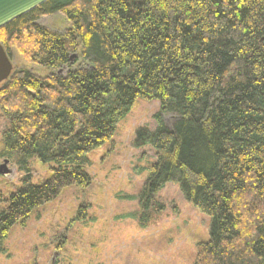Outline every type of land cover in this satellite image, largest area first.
<instances>
[{"label":"trees","instance_id":"1","mask_svg":"<svg viewBox=\"0 0 264 264\" xmlns=\"http://www.w3.org/2000/svg\"><path fill=\"white\" fill-rule=\"evenodd\" d=\"M55 12L67 31L35 24ZM26 39L30 63L51 73L19 69L0 88V158L23 175L0 208V253L33 209L91 185L88 155L142 99L159 111L134 137L155 154L134 218L152 224L174 182L209 218L194 264H264V0H48L0 28L7 55ZM33 161L53 166L38 184Z\"/></svg>","mask_w":264,"mask_h":264},{"label":"rangeland","instance_id":"2","mask_svg":"<svg viewBox=\"0 0 264 264\" xmlns=\"http://www.w3.org/2000/svg\"><path fill=\"white\" fill-rule=\"evenodd\" d=\"M35 24L56 33L70 27L58 12L41 16ZM30 48L27 39L8 43L12 72L27 69L36 76L49 75L30 63ZM69 69L62 68L61 74ZM158 111L157 101L138 99L113 136L88 155L85 169L92 177L91 185L66 187L17 222L8 232L0 264H194L196 245L209 239V218L183 197L176 183L169 182L158 192L164 210L152 224L142 227L134 218L138 206L132 198L155 162L151 147L136 148L134 137L139 128L155 127L153 116ZM175 119L174 115L163 117L167 127ZM8 125L0 112V143ZM4 160L0 158V165ZM6 167L9 172L0 174V208L22 185L23 175L15 165L8 162ZM50 167L33 161L31 183L46 180Z\"/></svg>","mask_w":264,"mask_h":264},{"label":"water","instance_id":"3","mask_svg":"<svg viewBox=\"0 0 264 264\" xmlns=\"http://www.w3.org/2000/svg\"><path fill=\"white\" fill-rule=\"evenodd\" d=\"M48 0H0V28L10 23L11 21L30 12L34 8L40 6ZM76 55H72L70 62H73ZM12 64L8 58L6 51L0 44V84L7 81L12 73ZM62 73V70H59ZM7 160L0 165V174H7Z\"/></svg>","mask_w":264,"mask_h":264}]
</instances>
